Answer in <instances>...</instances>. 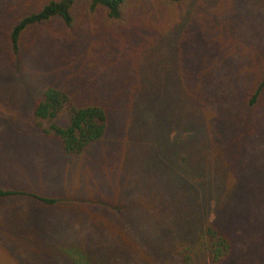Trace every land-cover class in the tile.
<instances>
[{"label":"rangeland","instance_id":"1","mask_svg":"<svg viewBox=\"0 0 264 264\" xmlns=\"http://www.w3.org/2000/svg\"><path fill=\"white\" fill-rule=\"evenodd\" d=\"M7 2L0 0V186L55 197L60 202L49 205L29 196L0 201V264H48L44 253L58 252L56 245L62 239L92 236L114 240L120 224L125 222L121 218L125 214L124 209L123 214L120 212L121 201L133 202L134 209L130 208L126 215L132 223L124 229L131 243H137V236L133 238L129 229L134 230L136 221L142 220L145 229L141 232L150 231L148 219H155L152 214L158 212L157 200L166 197L164 193L171 182L181 181L182 168L188 169L185 179L197 184L207 178L190 175L191 166L209 171L207 166L212 165L214 154L208 153L205 157L201 147L199 154H191V165L185 169L180 152L174 154L179 156L174 162L163 147L156 150L158 142L169 141L176 133L173 128L164 131L172 113L169 99L157 106L156 113L148 112L140 120L160 123L164 131L157 142L148 141L155 151L144 159H137L138 150L135 152L133 147L137 141L131 138L132 133L129 135L122 129L123 122L118 116L86 152L74 156L63 153L56 140L32 127L33 101L48 85L67 88L74 97L86 95L99 100L105 73L110 70L124 73L119 65H132L140 39L130 29L123 32L108 29L105 41L100 44L101 36L96 34L84 39L81 31L94 26L88 18L77 20L76 37L69 38L71 29L54 18L30 29L25 39L28 46L25 54L5 58ZM167 17V25L181 23L183 26L184 46L190 53L184 65L193 66L191 62L195 59L211 55L216 76L234 84L229 92L233 93L235 107L239 108L237 95L254 76L264 57V0H191L169 11ZM93 29L98 27L95 25ZM64 49L68 53L63 56ZM137 60L141 59L137 56ZM136 63L130 74L137 71ZM102 93L106 94L103 90ZM256 105V110L246 113L248 118L258 115L262 130L261 134L253 135L260 138L253 142L252 156L264 153V94ZM213 126L220 129L219 125ZM139 144H147L145 137ZM176 145L177 149V142ZM245 173L233 189L227 191L224 187L220 191L218 197L222 200L217 197L208 201L207 217L211 221L222 210L247 217L249 221L246 234L240 226L235 229L237 240L226 264H251V260H245L249 248L254 263L264 264V233L261 232L264 228V157L253 159ZM227 195L228 200H224ZM160 217L158 234L163 236L164 227L167 231L174 225L165 217V211ZM229 220L235 219L229 216ZM253 240L256 242L249 245ZM58 254L51 260L64 264L60 251Z\"/></svg>","mask_w":264,"mask_h":264},{"label":"trees","instance_id":"2","mask_svg":"<svg viewBox=\"0 0 264 264\" xmlns=\"http://www.w3.org/2000/svg\"><path fill=\"white\" fill-rule=\"evenodd\" d=\"M189 1L191 0L7 2L6 13L9 17L6 19L4 33V43L7 44L3 50L5 58L14 59L25 54L28 48L25 39L30 29L54 18L71 29L69 38L76 37L74 30L79 28L77 20L88 18L93 27L96 25L98 29L94 31L93 27L88 26L87 30L80 33L84 39L93 38L96 34L101 36L99 44L103 43L108 29L114 32L130 29L140 39L136 47V59L132 63L139 62L135 64L137 71L130 74L132 65L121 64L119 68L124 73L107 71L102 80L99 100L86 95L74 97L67 88L48 85L33 101L32 127L45 137L56 140L63 153L74 156L86 152L103 137L108 124L118 116L117 119L123 122L122 129L129 135L132 133L131 138L137 141V146L133 142V147L135 152L138 150V160L153 153L155 148L157 150L158 147H163L168 152L170 161L173 159L176 162L179 156L175 157L174 154L180 152L181 164L186 169L191 165V154H199L201 147L204 148L202 154L205 157L208 153L214 154L212 165L207 166L209 171L203 167L198 168L197 165L191 166L190 175H203L207 178H202L197 184L185 179L188 169L182 168L184 175H181V181L171 182L165 190L166 197L157 200L158 212L152 214L155 219H148L152 226L150 231L141 232L145 229L142 220L136 221L134 229L140 233H134V230L128 228L132 231L133 238L137 236V243H131L124 229L132 223L131 218H126V215L130 208L134 209L133 202L121 201V214L125 210L121 218L125 222L120 224L121 230L118 229L119 233H116L114 240H100L92 236L88 239L81 236L73 240L62 239L56 247L64 264H226L237 240L235 229L240 226L243 234L248 231L247 217L242 218L237 213H225L222 210L215 220H209L208 201L217 199L224 187L229 191L237 186L240 178L247 175L243 172L251 161L264 157L263 152H257L253 156L251 152L253 142L256 143L260 138H254L253 135L261 134L262 131L258 115L252 118L246 116L249 110L257 109V100L264 94V57L254 76L245 84L244 90L238 93L236 101L239 108H236L231 96L233 93L229 92L234 84L222 81L220 75L216 76L211 55L195 59V62H191L193 66L184 65L190 53L184 46L181 34L183 26L181 23L167 25V14ZM67 53L68 50L64 49L61 55ZM137 56L141 60H137ZM118 75L121 76L118 78ZM165 99L171 102L172 113L164 131L173 128L172 131L176 130V133L169 141L165 139L158 142L153 148L148 141L157 142L159 137H163L164 131L160 129L163 125L149 119L142 123L140 120L148 112L156 113ZM213 125H219L220 129ZM133 126H136V134H133ZM143 137L146 145L139 144ZM13 196H29L49 205L60 202L55 197L0 186V201ZM227 198L228 195L224 200H228ZM218 200L222 199L218 197ZM164 211L165 217L174 227L167 231L164 227L162 236L158 234V223L161 222L160 213ZM229 216L235 220L230 221ZM165 232H169V235ZM261 232L264 233V228ZM255 242L253 240L248 244ZM54 247L51 246L52 249ZM249 250L245 260H251L249 263L255 264L253 253ZM58 252L51 251L49 255L48 252L44 253L48 257V264L62 263L51 260L54 255H59ZM40 253L43 254L42 250Z\"/></svg>","mask_w":264,"mask_h":264}]
</instances>
